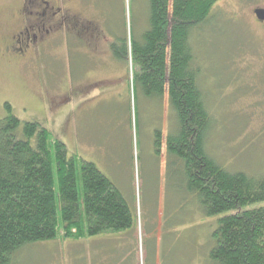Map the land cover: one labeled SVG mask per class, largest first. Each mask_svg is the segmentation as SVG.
Wrapping results in <instances>:
<instances>
[{"label":"rangeland","instance_id":"374dc122","mask_svg":"<svg viewBox=\"0 0 264 264\" xmlns=\"http://www.w3.org/2000/svg\"><path fill=\"white\" fill-rule=\"evenodd\" d=\"M263 1L220 0L191 39L212 116L207 151L231 173L264 174V23L254 15L264 9ZM83 2L85 31L73 35L70 53L64 38L20 71L0 46V121L9 116V105L21 122L20 137L24 124L37 123L65 145L69 159L94 164L121 192L135 224L87 241L35 243L10 264H120L123 252L133 253L136 264H213V234L220 218L234 211L204 215L185 182L184 164L166 151L178 129L168 96L148 97L133 83L130 60H117L110 50L112 40L119 49L122 41L143 42L150 29L148 0ZM18 4L0 0V34ZM68 73L74 85L66 102ZM54 190L61 221L56 176Z\"/></svg>","mask_w":264,"mask_h":264},{"label":"trees","instance_id":"16d2710c","mask_svg":"<svg viewBox=\"0 0 264 264\" xmlns=\"http://www.w3.org/2000/svg\"><path fill=\"white\" fill-rule=\"evenodd\" d=\"M219 1L148 0L150 29L143 42L122 41L121 49L114 43L111 51L117 60H130L136 69L133 83L148 97L168 96L178 129L168 137L166 151L185 164V182L204 215L234 211L220 218L213 234V264H264V174L231 173L206 147L212 116L198 84L201 69L191 39L208 24ZM7 110L9 116L0 121V264H10L18 251L35 243L87 241L133 229L125 198L94 164L69 159L65 145L37 123L24 124L20 137L21 122L9 105ZM163 150L159 140L157 151ZM123 254L120 264H136L133 253Z\"/></svg>","mask_w":264,"mask_h":264},{"label":"flooded vegetation","instance_id":"af4514ba","mask_svg":"<svg viewBox=\"0 0 264 264\" xmlns=\"http://www.w3.org/2000/svg\"><path fill=\"white\" fill-rule=\"evenodd\" d=\"M86 6L83 0H78L75 4L73 0H19L14 16L3 23V33L6 34L4 39L3 33L0 34V46L12 58V62L18 65L20 71L41 59V49L46 51L47 46L64 38L68 45V54L72 51L73 35L78 36L85 31V18L79 10ZM92 37L100 38L98 35ZM112 45L113 40L110 50ZM68 57V65L71 67L70 54ZM68 75L66 102L73 97L74 85L70 73Z\"/></svg>","mask_w":264,"mask_h":264},{"label":"water","instance_id":"95a60500","mask_svg":"<svg viewBox=\"0 0 264 264\" xmlns=\"http://www.w3.org/2000/svg\"><path fill=\"white\" fill-rule=\"evenodd\" d=\"M254 15L256 16V18L259 22L264 23V9H255Z\"/></svg>","mask_w":264,"mask_h":264}]
</instances>
